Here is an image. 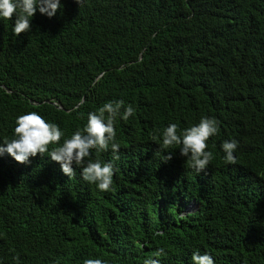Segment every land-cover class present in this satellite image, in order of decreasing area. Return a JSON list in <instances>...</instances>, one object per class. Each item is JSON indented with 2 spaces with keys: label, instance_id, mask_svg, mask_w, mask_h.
I'll return each instance as SVG.
<instances>
[{
  "label": "trees",
  "instance_id": "1",
  "mask_svg": "<svg viewBox=\"0 0 264 264\" xmlns=\"http://www.w3.org/2000/svg\"><path fill=\"white\" fill-rule=\"evenodd\" d=\"M61 5L18 37L15 17L0 20V143L32 111L59 125L61 144L106 102L135 113L115 121L118 160L92 151L114 166L106 192L48 153L28 164L0 156V264H144L161 247L160 264H192L197 250L214 264H264V0ZM205 116L219 121L206 171L196 175L179 146L165 162L163 130ZM226 140L238 141L235 164Z\"/></svg>",
  "mask_w": 264,
  "mask_h": 264
},
{
  "label": "clouds",
  "instance_id": "2",
  "mask_svg": "<svg viewBox=\"0 0 264 264\" xmlns=\"http://www.w3.org/2000/svg\"><path fill=\"white\" fill-rule=\"evenodd\" d=\"M80 7L84 0H75ZM62 8L61 0H0V20H14L13 35L20 36L30 32L31 20L37 11L43 16L53 18ZM123 109V111H121ZM135 113L132 105L124 107L123 100L106 102L98 109V112L88 113L87 123L83 130L75 131L71 138L65 139L61 144L64 133L59 125L48 123L37 112H28L19 116L15 121L14 138L11 141L0 143V156L4 154L12 157L19 164H28L30 158L37 155L44 157L48 153L51 161L60 165L61 171L69 178L75 175L73 166L81 169V178L97 187L99 191L111 190L115 169L112 163H101L100 160L91 158L92 151L97 154L111 149L113 158L118 160L120 145L115 142V121L119 116L128 120ZM219 131V121L215 118L201 117L199 122L191 127L178 131V125L169 124L162 132V140L159 144V152L168 155L164 161L172 159V153L168 149L179 146L180 155L186 158L190 169L199 175L205 172L213 159V153L207 151V141ZM158 137L153 136L156 140ZM50 145H56L49 151ZM238 147V141H224L221 149L224 153V161L227 164H235L234 155ZM162 235L160 232L154 236ZM163 247L157 249L152 257L146 259L144 264H160L159 257L166 256ZM192 264H214L211 255H203L197 250L192 254ZM15 264H21L19 257H14ZM83 264H104L101 259H86Z\"/></svg>",
  "mask_w": 264,
  "mask_h": 264
},
{
  "label": "water",
  "instance_id": "3",
  "mask_svg": "<svg viewBox=\"0 0 264 264\" xmlns=\"http://www.w3.org/2000/svg\"><path fill=\"white\" fill-rule=\"evenodd\" d=\"M194 207H195L194 204H192V206L186 211V213L192 212Z\"/></svg>",
  "mask_w": 264,
  "mask_h": 264
},
{
  "label": "rangeland",
  "instance_id": "4",
  "mask_svg": "<svg viewBox=\"0 0 264 264\" xmlns=\"http://www.w3.org/2000/svg\"><path fill=\"white\" fill-rule=\"evenodd\" d=\"M195 209V207L193 208V210ZM192 210V209H191Z\"/></svg>",
  "mask_w": 264,
  "mask_h": 264
}]
</instances>
